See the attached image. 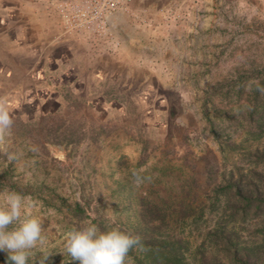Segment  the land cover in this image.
<instances>
[{
	"label": "rangeland",
	"instance_id": "rangeland-1",
	"mask_svg": "<svg viewBox=\"0 0 264 264\" xmlns=\"http://www.w3.org/2000/svg\"><path fill=\"white\" fill-rule=\"evenodd\" d=\"M18 1L0 0V97L13 120L0 191L36 203L46 243L30 259L66 264V232L93 218L117 227L132 198L240 160L223 145L241 142L240 110L264 80V0H132L102 37L60 41ZM75 203L84 220L68 211Z\"/></svg>",
	"mask_w": 264,
	"mask_h": 264
},
{
	"label": "trees",
	"instance_id": "trees-1",
	"mask_svg": "<svg viewBox=\"0 0 264 264\" xmlns=\"http://www.w3.org/2000/svg\"><path fill=\"white\" fill-rule=\"evenodd\" d=\"M240 113L241 142L223 146L239 149L241 161L224 171L214 164L199 168L163 187L156 198H132L130 213L117 227L98 218L91 222L101 231L119 228L138 236L144 250L129 253L134 264H264L263 79L252 85ZM211 132L216 136L213 125ZM67 207L76 219L87 218L79 203ZM42 259L29 258L28 264ZM0 264H11L8 255L0 257Z\"/></svg>",
	"mask_w": 264,
	"mask_h": 264
},
{
	"label": "clouds",
	"instance_id": "clouds-1",
	"mask_svg": "<svg viewBox=\"0 0 264 264\" xmlns=\"http://www.w3.org/2000/svg\"><path fill=\"white\" fill-rule=\"evenodd\" d=\"M12 126L7 99L0 97V143L11 134ZM8 158L15 157L9 154ZM35 207L31 197L7 189L0 191V251L8 253L11 264H28L32 250L45 251L41 219L30 211ZM65 242L67 253L78 264H134L129 253L133 249L144 250L138 236L119 228L101 231L91 221L66 232ZM46 259L45 252L41 264H45Z\"/></svg>",
	"mask_w": 264,
	"mask_h": 264
},
{
	"label": "built area",
	"instance_id": "built-area-1",
	"mask_svg": "<svg viewBox=\"0 0 264 264\" xmlns=\"http://www.w3.org/2000/svg\"><path fill=\"white\" fill-rule=\"evenodd\" d=\"M132 0H54L64 35H85L97 39L106 34L113 15L126 9Z\"/></svg>",
	"mask_w": 264,
	"mask_h": 264
},
{
	"label": "crops",
	"instance_id": "crops-1",
	"mask_svg": "<svg viewBox=\"0 0 264 264\" xmlns=\"http://www.w3.org/2000/svg\"><path fill=\"white\" fill-rule=\"evenodd\" d=\"M16 5L19 6V9L17 10L20 12H18V14H22V18L30 23L32 27L34 26L37 28H47L48 31H50V39L54 34L56 36L54 40L56 41H60L61 39L64 40L65 38L69 37L74 38L75 35L67 36L62 33L57 13L55 11L53 2H51L50 0H23V2L20 0ZM10 17L13 19L15 18L12 15H10ZM51 27L53 28L54 33H52ZM38 31L32 30L30 34L27 33L28 38H25L27 40L26 43H30V46H32L33 49H38V43L44 40H40ZM24 45L27 46L28 44ZM30 46L28 45V47ZM45 66H48V64H46ZM33 68L32 70H34Z\"/></svg>",
	"mask_w": 264,
	"mask_h": 264
}]
</instances>
